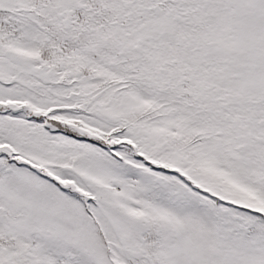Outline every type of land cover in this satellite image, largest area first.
Here are the masks:
<instances>
[{
    "label": "snow or ice",
    "instance_id": "obj_1",
    "mask_svg": "<svg viewBox=\"0 0 264 264\" xmlns=\"http://www.w3.org/2000/svg\"><path fill=\"white\" fill-rule=\"evenodd\" d=\"M0 264H264V0H0Z\"/></svg>",
    "mask_w": 264,
    "mask_h": 264
}]
</instances>
